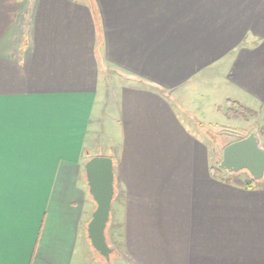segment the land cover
Wrapping results in <instances>:
<instances>
[{
  "label": "crops",
  "instance_id": "0c3cea01",
  "mask_svg": "<svg viewBox=\"0 0 264 264\" xmlns=\"http://www.w3.org/2000/svg\"><path fill=\"white\" fill-rule=\"evenodd\" d=\"M213 75L264 107V0H0V264L93 250L84 165L102 103L118 118L110 221L129 261L264 264V188L212 175L182 112Z\"/></svg>",
  "mask_w": 264,
  "mask_h": 264
},
{
  "label": "rangeland",
  "instance_id": "374dc122",
  "mask_svg": "<svg viewBox=\"0 0 264 264\" xmlns=\"http://www.w3.org/2000/svg\"><path fill=\"white\" fill-rule=\"evenodd\" d=\"M117 82L120 85L121 80L118 81L116 79V85H118ZM108 86L111 85L108 84ZM184 92L183 94L186 97L183 108L186 111L182 112L187 114L188 117H193V122L198 125L199 129H196V132L200 134V137L210 147L213 167H217L221 162L223 149L227 145L240 141L252 133L258 136L259 146L264 150V107H259L255 110L250 109L255 115L246 116L244 119L226 117L224 113L226 100L234 101L236 99L235 96L240 95L239 93L238 95L234 94L226 81L215 75L209 78L205 77L202 81L192 84ZM103 99H106V94H104ZM99 107H101L102 111L100 116L102 120L95 136L98 148L89 154L94 157L96 152H99L100 156L109 157L113 160L114 155L111 153L114 150L116 151L117 142H114L115 133L113 129H110L109 125L111 116L112 119L115 118L117 120L118 118L115 117V114L111 115L109 113L106 103L100 104ZM116 124L117 121L113 123V126ZM222 176L230 181L234 179L245 180L250 177L248 172L244 170L237 173H229L223 170ZM109 223L106 229V239L113 250L109 263H106L93 250L84 247L81 264H136L134 261H129L122 250L119 226L114 221H109Z\"/></svg>",
  "mask_w": 264,
  "mask_h": 264
},
{
  "label": "water",
  "instance_id": "95a60500",
  "mask_svg": "<svg viewBox=\"0 0 264 264\" xmlns=\"http://www.w3.org/2000/svg\"><path fill=\"white\" fill-rule=\"evenodd\" d=\"M219 168L229 173L247 171L255 181L264 177V150L259 146L255 133L227 145L222 152ZM88 194L95 204L86 227L89 244L106 263L110 261L112 249L106 239L112 201L115 194L114 165L109 157L94 156L84 165Z\"/></svg>",
  "mask_w": 264,
  "mask_h": 264
},
{
  "label": "trees",
  "instance_id": "16d2710c",
  "mask_svg": "<svg viewBox=\"0 0 264 264\" xmlns=\"http://www.w3.org/2000/svg\"><path fill=\"white\" fill-rule=\"evenodd\" d=\"M224 113H225V116L230 119L231 118L244 119L246 116L255 115V113L251 111L250 109H247L243 107L242 105H240L239 103L232 101V100H226ZM222 172L223 170L219 168V165L217 167L212 166V175L216 176V178L221 179ZM226 181L240 188H243L245 190H255L259 188H264V177L260 181H255L251 177L246 178L245 180L234 179L230 181L227 179Z\"/></svg>",
  "mask_w": 264,
  "mask_h": 264
}]
</instances>
